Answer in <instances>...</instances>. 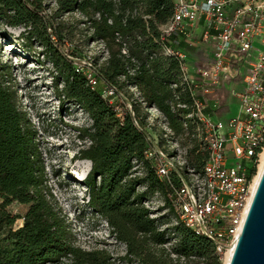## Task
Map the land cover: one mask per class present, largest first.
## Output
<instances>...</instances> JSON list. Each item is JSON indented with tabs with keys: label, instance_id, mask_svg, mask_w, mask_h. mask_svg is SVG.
Returning <instances> with one entry per match:
<instances>
[{
	"label": "trees",
	"instance_id": "trees-1",
	"mask_svg": "<svg viewBox=\"0 0 264 264\" xmlns=\"http://www.w3.org/2000/svg\"><path fill=\"white\" fill-rule=\"evenodd\" d=\"M55 3L49 12L45 0H0V19L10 27H24L20 37L29 50L36 41L41 42L57 72L55 89L59 99L78 103L92 119L91 126L79 128V137L89 140V144L84 143L77 155V159L91 162L83 181L88 206L126 244L128 260L183 264V259H199L205 264H222L225 255L216 252L206 235L183 223L169 226L164 216H153V210L145 204L158 192L168 215H179L171 200V187L158 178L153 161L147 157L150 143L145 132L157 137L170 155L174 152L168 150V139L182 145L185 169L200 171L209 157L208 149L195 135L196 125L185 127L189 109L177 108L178 103L192 100L186 84L181 83L183 60L164 53L168 45L187 52L195 50L183 35H171L162 41V27L173 17L175 0ZM74 12L89 25V39L103 43L108 54L97 67L99 83L95 88L86 73L62 51L64 35L57 18ZM107 84L114 85L131 101L133 114L124 101L123 117L119 116L116 106L120 99L109 102L103 92ZM131 87H137L138 97ZM150 108H157L165 117L172 130L168 139L164 129L158 133L156 125L149 123ZM38 135L0 54V230L10 242V246L3 247L0 237V264H111L106 250H86L74 244L71 224L49 184ZM137 165L144 170L142 175L136 174ZM244 167L252 179L258 171L256 157L245 161ZM142 185L146 188L139 190ZM14 201L29 204L28 211L11 215L6 207ZM18 219H22L19 226Z\"/></svg>",
	"mask_w": 264,
	"mask_h": 264
},
{
	"label": "built area",
	"instance_id": "built-area-1",
	"mask_svg": "<svg viewBox=\"0 0 264 264\" xmlns=\"http://www.w3.org/2000/svg\"><path fill=\"white\" fill-rule=\"evenodd\" d=\"M196 30L210 47L204 67L191 68L188 56L192 52L168 45L164 53L183 60L181 83L186 84L192 100L178 103L177 108L189 109L185 127L196 125L195 135L208 149V160L200 171L185 169V151L177 141L168 139L172 130L157 108L149 109L150 113L157 112L149 118L150 124H155L153 118L163 121L168 150L174 154L165 151L157 137L145 132L150 143L146 154L158 178L172 189L171 200L179 212L174 224L183 223L206 235L216 252L226 258L253 196L254 177H247L244 162L256 157L259 169L264 153V0H175L173 17L162 27V41L171 35H183L196 49L192 39ZM77 67L95 88L99 83L97 68L91 64ZM238 77L242 82L233 87L232 94L239 98L241 110L225 121L217 113L219 101L211 97L224 79ZM131 90L139 96L137 87ZM103 92L111 103L116 99L127 101L133 114L131 101L114 85L107 84ZM116 109L123 117L119 104ZM151 202L148 199L146 206Z\"/></svg>",
	"mask_w": 264,
	"mask_h": 264
},
{
	"label": "rangeland",
	"instance_id": "rangeland-1",
	"mask_svg": "<svg viewBox=\"0 0 264 264\" xmlns=\"http://www.w3.org/2000/svg\"><path fill=\"white\" fill-rule=\"evenodd\" d=\"M45 4L49 12L56 6L55 0H45ZM57 22L64 35L62 51L74 60L75 65L87 67L91 64L97 68L106 61L108 54L104 46L89 39V25L80 13L64 14L57 18ZM23 30L24 27H10L0 19V54L2 61L8 65L20 104L38 130L49 184L71 224L74 244L86 250H106L111 256V264H144L138 259L125 258L126 244L118 240L108 222L88 206L87 187L83 182L89 172L84 174L88 164L77 159V155L84 143L89 144V140L83 141L79 137V128L91 126L92 119L78 103L68 100L62 102L59 99L55 89L57 72L51 60L47 58L44 46L40 41H36L32 50L25 47L20 37ZM49 31L52 33V29ZM192 39L197 46L192 55L188 56L190 66L192 69L204 67L210 47L203 43L198 30L194 31ZM53 41H56L55 37ZM241 82L242 77L226 78L211 97L219 101L217 113L225 121L240 113L241 103L239 98L232 94V89ZM134 96L136 97V94ZM119 108L123 112L124 101H119ZM156 114L153 110L150 117ZM148 121L150 123L152 119ZM153 122L156 132L160 133L163 121L153 118ZM181 150L185 151V148L181 147ZM135 170L138 175L144 172L140 166ZM144 187L142 185L138 189L143 190ZM150 199L152 202L149 208L153 210V216H164V221L168 222L169 226L173 225L174 218L168 215L163 196L157 192ZM29 207V204L14 201L6 209L11 215H23ZM21 224L22 219H18L17 226ZM3 231L0 230L1 244L8 247L10 242L4 238ZM166 247L170 248L171 244ZM182 263L205 264L199 259H183Z\"/></svg>",
	"mask_w": 264,
	"mask_h": 264
},
{
	"label": "water",
	"instance_id": "water-1",
	"mask_svg": "<svg viewBox=\"0 0 264 264\" xmlns=\"http://www.w3.org/2000/svg\"><path fill=\"white\" fill-rule=\"evenodd\" d=\"M229 264H264V171Z\"/></svg>",
	"mask_w": 264,
	"mask_h": 264
},
{
	"label": "bare ground",
	"instance_id": "bare-ground-1",
	"mask_svg": "<svg viewBox=\"0 0 264 264\" xmlns=\"http://www.w3.org/2000/svg\"><path fill=\"white\" fill-rule=\"evenodd\" d=\"M82 161L87 162V164H88L87 167H86V169L84 170V174H86V172L89 171V169H90V167H91V162H90V160H87V159H83ZM263 171H264V153H263L262 156H261V162H260V164H259L258 172H257V174L254 176V181H253V195H254V193H255V191H256V189H257V186H258V183H259V181H260V179H261V176H262V174H263ZM84 174H82V175H84ZM252 199H253V196H252V197L250 198V200H249V206H248V208H247V212H246V215H245V219H246V216H247V213H248L249 207H250V205H251ZM245 219H244V222H245ZM244 222H243V224H242L241 227H240L239 234H238V236H237V239L234 241V245H233V246L229 249V251L227 252V255H226V259H225L224 264H229V263H230V259H231L232 253H233V251H234V248H235V245H236V243H237V241H238V238H239V236H240V234H241V231H242V228H243Z\"/></svg>",
	"mask_w": 264,
	"mask_h": 264
},
{
	"label": "crops",
	"instance_id": "crops-1",
	"mask_svg": "<svg viewBox=\"0 0 264 264\" xmlns=\"http://www.w3.org/2000/svg\"><path fill=\"white\" fill-rule=\"evenodd\" d=\"M208 53V52H207Z\"/></svg>",
	"mask_w": 264,
	"mask_h": 264
}]
</instances>
